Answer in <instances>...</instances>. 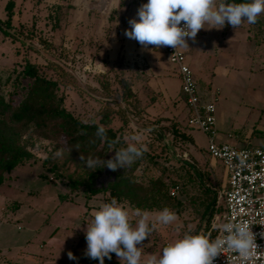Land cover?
Returning a JSON list of instances; mask_svg holds the SVG:
<instances>
[{
	"label": "rangeland",
	"instance_id": "obj_1",
	"mask_svg": "<svg viewBox=\"0 0 264 264\" xmlns=\"http://www.w3.org/2000/svg\"><path fill=\"white\" fill-rule=\"evenodd\" d=\"M9 1L13 2L12 29L41 51L28 50L0 32V97L4 100L0 127L33 155L5 173L0 185V248H9V264H87L83 256L87 243L78 240L95 212L113 200L107 190L88 197L82 184L70 191L71 181L84 183L91 176L98 188L118 182L124 190L131 189L152 208L144 210L152 219L164 208L178 216L138 245L143 247L142 262L150 254H162L165 246L185 233L204 235L224 211L220 197L226 187L224 168L208 155L207 135L186 124V107L177 92L181 82L176 66L166 57V46L145 49L125 35L129 20L138 19V8L148 0H0L1 20L7 18ZM209 27L206 24L197 33L195 42L189 39L188 48H178L187 52L199 93L214 100L218 140L264 147V13L255 24L245 22L236 29L230 24L222 29ZM39 37L51 47L45 49ZM48 58L65 63L69 75L59 76L50 69ZM25 60L37 63L41 75L58 78V97L82 122L102 125L104 105L120 110L124 105L120 79H126L136 102L132 100L131 121L117 132L118 142L96 153L93 149L81 153L69 137L12 122L5 103L12 97V103L18 104L26 95L30 80L20 73ZM156 71L166 74L167 86H156L163 76ZM121 123L114 113L111 126L116 129ZM140 130H145L142 142L148 151L131 167L116 171L86 167L89 156L111 159L115 150L132 142L125 138ZM61 148L63 155L57 157ZM213 199L209 217L205 207ZM117 202L129 212L135 227L136 208L126 200ZM69 251L76 260L68 258Z\"/></svg>",
	"mask_w": 264,
	"mask_h": 264
},
{
	"label": "clouds",
	"instance_id": "obj_2",
	"mask_svg": "<svg viewBox=\"0 0 264 264\" xmlns=\"http://www.w3.org/2000/svg\"><path fill=\"white\" fill-rule=\"evenodd\" d=\"M261 13H264V0H251L244 3H228L227 0H148L140 5L137 18L129 20L130 30L126 37L136 40L143 48L149 45L156 49L162 46L188 48L187 41L195 42L197 33L209 25L222 29L230 24L234 29L245 22L255 24ZM184 22L181 26V22ZM145 130L126 137L127 147L115 150V155L108 160L89 156L86 167L95 171L107 167L112 171L125 169L148 151L143 143ZM95 135L102 141H108L106 129L98 126ZM118 141H108L109 147ZM64 149H58L55 155L62 156ZM83 160L84 157L80 156ZM134 215L139 217L136 226L130 223L129 212L122 208L117 200L105 203L95 212L90 225H87L85 239L87 249L85 256L98 259L104 264L105 258H112L115 253L126 264H213L214 259L223 253L225 248L239 254L243 260L250 259L252 250L257 248L251 224L247 221L225 222L220 226L221 235L211 240L200 234L185 233L162 249L159 256L150 254L142 262V242L149 238L153 231L161 226H169L178 220L175 212L169 208L159 211L152 219L147 211L135 209ZM180 231V226L176 227ZM70 260L77 257L69 251Z\"/></svg>",
	"mask_w": 264,
	"mask_h": 264
},
{
	"label": "trees",
	"instance_id": "obj_3",
	"mask_svg": "<svg viewBox=\"0 0 264 264\" xmlns=\"http://www.w3.org/2000/svg\"><path fill=\"white\" fill-rule=\"evenodd\" d=\"M231 3H244L250 2V0H228ZM13 2L9 1L6 5L7 18L5 20L0 19V32L3 36L20 41L21 44L28 50L41 53L37 47H33L28 44L24 39L12 29L10 19L12 17ZM38 41L43 44L45 49H49L51 44L43 37H39ZM47 66L54 70L59 76H67L71 72L65 63L60 61L49 59L47 60ZM70 71V72H69ZM24 78L30 80V84L27 88L25 97L18 103L13 104V99L10 97L6 106L10 107L11 110V120L14 123L31 125L33 128L40 132L45 130H50V132L57 134L60 137H69L70 142L74 145L80 147L81 153L86 150L93 149V153L97 151L105 150L109 147L108 141H118L119 137L117 132L122 131L123 127L131 121L130 112L132 100L136 102V97L128 84L126 79H120L122 86L121 102L124 103L120 110H115L114 108L104 105L100 111V123L106 129V135L108 141H102L98 138L95 133L98 126H101L95 121L82 122L81 120L75 118L63 105V97H58L57 91L59 88L58 78H48L39 73L38 64L25 60L24 65L20 71ZM183 100V97L181 96ZM4 100L0 97V106ZM116 113L121 119V125L114 129L111 124L113 120V114ZM190 128V127H189ZM183 138L186 139L184 135ZM80 154V153H79ZM0 155L2 160L0 161V185L4 181V174L10 173L17 165L22 164L24 161L32 158V152L25 147L17 145L15 140L6 133V131L0 127ZM45 162V161H43ZM60 176V175H57ZM94 177H90L86 182L82 183L78 180L70 182V191H73L80 184L85 186L87 191V196L96 195L103 190L108 191L109 198L115 200H126L136 209H141L144 211L152 210V208L147 207L144 199H138L136 194H131V189L124 190L121 184L114 182L110 184L105 189L98 188L93 185ZM65 195H60L61 199H64ZM131 196V197H130ZM214 200L207 203L205 207V212L210 211L209 217L213 215L214 212ZM111 202L110 200H107ZM212 204V206H211ZM212 221V220H211ZM209 223V221H208ZM217 229L211 228L210 226L206 228L204 236L208 234V238L214 240ZM83 252L84 259L87 264H99V260L91 259L85 256ZM112 256V255H111ZM104 264H124L119 260L115 259L113 256L109 260L105 258Z\"/></svg>",
	"mask_w": 264,
	"mask_h": 264
},
{
	"label": "built area",
	"instance_id": "obj_4",
	"mask_svg": "<svg viewBox=\"0 0 264 264\" xmlns=\"http://www.w3.org/2000/svg\"><path fill=\"white\" fill-rule=\"evenodd\" d=\"M183 24L182 21L181 26ZM165 54L177 68L180 94L187 110V126L207 135L208 155L220 161L224 168L226 187L220 193L224 211L211 224V228L218 230L214 239L221 235L220 226L229 221H247L255 236L257 248L252 250L250 259L245 261L238 253L225 248L213 264H264V147L239 146L218 140L214 100L203 99L199 93L185 52L166 46Z\"/></svg>",
	"mask_w": 264,
	"mask_h": 264
},
{
	"label": "crops",
	"instance_id": "obj_5",
	"mask_svg": "<svg viewBox=\"0 0 264 264\" xmlns=\"http://www.w3.org/2000/svg\"><path fill=\"white\" fill-rule=\"evenodd\" d=\"M198 38V37H197ZM185 52V54H186V57H187V52L186 51H184ZM187 61H188V59H187ZM189 66H190V64H189ZM190 68H191V66H190ZM157 72V71H156ZM157 74H162L163 76L161 77V78H159V79H157V81H155L156 83V86H162V85H164V86H167V84H166V81H165V79H163V77H165V73L164 72H157ZM197 81V80H196ZM168 88V87H167ZM178 92V94L180 95V97H181V94H180V92L179 91H177ZM203 97V96H202ZM203 99H205L204 97H203ZM186 114H187V110H186ZM225 173V172H224ZM85 231V230H84ZM82 241L83 243H87L86 242V239H85V232H84V235H82L80 238H79V240L78 241ZM2 247V246H1ZM82 247V246H81ZM1 252H3L2 254H1ZM8 253H9V248L8 249H4V248H0V264H2L3 263V261H6L7 262V264H9L10 262L12 263V261L11 260H9V259H7L6 257H7V255H8Z\"/></svg>",
	"mask_w": 264,
	"mask_h": 264
}]
</instances>
